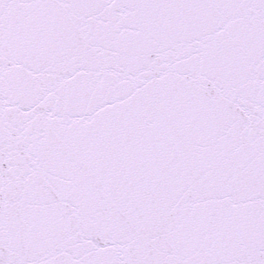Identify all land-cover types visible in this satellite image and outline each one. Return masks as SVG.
<instances>
[{"label": "snow or ice", "instance_id": "obj_1", "mask_svg": "<svg viewBox=\"0 0 264 264\" xmlns=\"http://www.w3.org/2000/svg\"><path fill=\"white\" fill-rule=\"evenodd\" d=\"M0 264H264V0H0Z\"/></svg>", "mask_w": 264, "mask_h": 264}]
</instances>
